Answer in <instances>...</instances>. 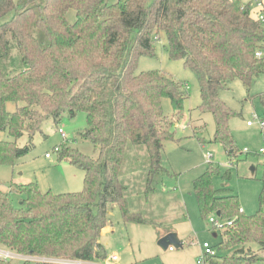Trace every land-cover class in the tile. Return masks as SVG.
<instances>
[{"label":"trees","instance_id":"16d2710c","mask_svg":"<svg viewBox=\"0 0 264 264\" xmlns=\"http://www.w3.org/2000/svg\"><path fill=\"white\" fill-rule=\"evenodd\" d=\"M260 1L262 9L242 0H0V132L9 137L0 141V166L14 167L30 154L44 122L52 119L57 125L64 112L71 118L86 114L81 137L98 153L94 159L67 145L56 151L59 161L84 171L81 192L43 193L35 183L10 191L0 187V249L22 257L105 260L100 237L109 224L110 204L121 209L125 221L162 226L128 210L120 180L132 146L147 149L148 194L157 190V183L164 184L168 173L163 152L165 142L173 139V124L163 100L169 99L181 115L187 88L160 71L137 74L139 59L155 55L161 35L169 57L182 60L198 78L199 109L216 122L214 143L224 147L231 161L238 157L229 126L234 113L220 92L238 80L249 94L264 74ZM70 11L76 14L74 23L68 20ZM256 98L264 110V93ZM9 104H15L14 111ZM26 135L30 144L20 147ZM218 170L209 163L193 183L201 216L220 212L222 220L232 222L221 231L219 251L210 264L264 262L263 206L251 216L241 212L230 187L215 188ZM223 177L229 181L230 172ZM262 183L264 204V178ZM13 192L23 196L19 207L12 203ZM0 264L12 263L2 259Z\"/></svg>","mask_w":264,"mask_h":264},{"label":"rangeland","instance_id":"374dc122","mask_svg":"<svg viewBox=\"0 0 264 264\" xmlns=\"http://www.w3.org/2000/svg\"><path fill=\"white\" fill-rule=\"evenodd\" d=\"M242 1L247 3L250 0ZM67 17L70 23L76 20L74 11H70ZM147 71H160L184 84L188 97L181 115H176L169 99L163 100V110L168 116V123L173 124L170 128L173 139L165 142L163 152V165L168 173L163 176L164 184H156L157 190L154 193L146 192L150 164L146 147L132 146L127 151L120 172L121 183L126 188L127 207L131 213H141L147 220L162 225L161 228L165 231L174 229L183 243V250H186L189 257L195 255L199 260L205 242L209 243L216 253L221 243V230H213L209 223V218L216 217L217 214L212 212L204 219L193 193L194 181L206 172L209 163L219 167L218 172L213 175L215 188L219 189L224 185L230 187L238 196L240 207L246 215L255 214L261 206L264 209V204L260 200L264 178V153L260 151L264 149V131L259 121L264 116V110L256 98L257 95L264 93V74L255 79L249 94L238 80L220 92L221 100L234 113L229 126L239 155L231 161L224 147L214 143L216 122L213 115L199 109L202 98L196 74L187 68L182 60L169 57L164 35L155 43V55L141 57L138 61L137 74ZM15 108V104L8 105L9 111H14ZM248 122H252L253 126H248ZM60 129L66 134L65 140L59 133ZM85 129H87L85 113H79L71 118L64 112L57 125L52 119L46 120L41 133H37L32 139L34 148L31 153L19 160L14 167L0 166L1 189L10 191L15 185L35 183L43 193L81 192L84 188V171L66 161H59L55 149L67 145L96 159L98 153L94 145L81 137ZM6 140H9L7 133L0 132V141ZM27 144H30V140L26 135L19 141V145L24 147ZM46 154H50L51 158H46ZM228 171L230 179L225 181L223 176ZM22 198L23 196L19 194L11 193L12 203L16 207L20 206ZM108 208V227L114 228L115 234L106 233L101 236L109 253L107 255H111L112 252L121 255L120 251L125 249L124 254L129 257H138V253L146 256V259L149 256V264H160L168 257L167 252L158 244L153 224L125 221L117 205L110 204ZM250 246L256 250V246ZM173 248L177 252L178 249ZM225 254L227 252L223 253ZM262 255L264 256V253ZM26 260L40 263L57 262L38 257L24 259L18 257L11 260V263L21 264ZM188 260L189 258L186 259Z\"/></svg>","mask_w":264,"mask_h":264},{"label":"built area","instance_id":"2783aa9c","mask_svg":"<svg viewBox=\"0 0 264 264\" xmlns=\"http://www.w3.org/2000/svg\"><path fill=\"white\" fill-rule=\"evenodd\" d=\"M252 1L253 3L256 4V7L257 9H262L263 7V4L261 3L260 0H250ZM260 20L264 23V14L260 15ZM262 54L261 53H258L257 56H261ZM260 121V124H261V128L262 130L264 131V120H262L261 118L259 119ZM248 126H253V123L252 122H248L247 123ZM59 133L61 134L62 138L65 140L66 139V134L64 133L63 130H59ZM60 148L57 147L55 149V151H59ZM261 153H264V149H262L260 151ZM46 157L47 158H50V154H46ZM241 212H243V210L241 209ZM209 223L210 225L213 227V230H216V229H220L221 231L226 227V226H229L232 224V222L230 221H224L221 219V217L219 216H216V217H210L209 218ZM173 249V248H171ZM216 255V251L214 250V248L207 242H205L202 246V255L201 257L199 258L197 264H210V261L209 259L210 258H214ZM26 258V257H22V256H16L14 253L8 251V250H2L0 249V260H5V261H11L13 260L14 258ZM43 259H46V258H43ZM47 260H50V261H53V259H47ZM118 260V256L117 255H113L111 256L110 258H107L105 260H103L102 263L100 264H114L115 261ZM58 263L60 264H88V262H83V261H73V260H63V259H58L56 260ZM34 262V261H32ZM56 262V263H57ZM54 263V262H52ZM256 264H264V262H261V263H256Z\"/></svg>","mask_w":264,"mask_h":264},{"label":"crops","instance_id":"0c3cea01","mask_svg":"<svg viewBox=\"0 0 264 264\" xmlns=\"http://www.w3.org/2000/svg\"><path fill=\"white\" fill-rule=\"evenodd\" d=\"M153 227L156 230V233H157V236H158L157 237L158 238L157 239L158 242H159V240L162 237L166 236L168 233L175 232L174 229L173 230H169V231H165L160 226L159 227H156L155 225H153ZM106 233L115 234V229L112 228V227H107L104 230H102L101 236L103 234H106ZM100 243L102 244V246L104 247L105 251L107 252L106 247H105V244L102 242L101 237H100ZM171 248H173V246L172 247H169L166 250L163 249V248H161V249H163L164 251L167 252L168 257L164 258V260L160 264H174V263H176V264L177 263H179V264H197V262H198L197 256L191 255L189 257L188 254L186 253V250H183V243H182V247L179 248L177 250V252L174 250V248L173 249H171ZM124 250L125 249H122L120 251L121 255H119L116 252H112L111 255H107V258H110L113 255H117L118 256V260L115 261L114 264H149L148 263V261L150 260L149 259V256L146 259V256H143L140 253H138V257H136V256L129 257V256H127V255L124 254ZM188 258H189V260L186 261V259H188ZM102 262H103V260H96L94 262H88V264H100ZM152 264H155V263H152Z\"/></svg>","mask_w":264,"mask_h":264},{"label":"water","instance_id":"95a60500","mask_svg":"<svg viewBox=\"0 0 264 264\" xmlns=\"http://www.w3.org/2000/svg\"><path fill=\"white\" fill-rule=\"evenodd\" d=\"M217 216H221L220 212H217ZM216 237V234L214 235ZM159 246L163 249H168L169 247H175L177 249L182 247L178 235L175 232L168 233L166 236L162 237L159 242Z\"/></svg>","mask_w":264,"mask_h":264}]
</instances>
